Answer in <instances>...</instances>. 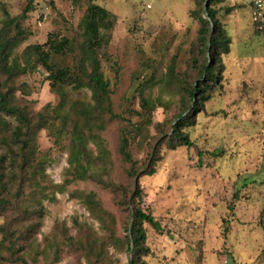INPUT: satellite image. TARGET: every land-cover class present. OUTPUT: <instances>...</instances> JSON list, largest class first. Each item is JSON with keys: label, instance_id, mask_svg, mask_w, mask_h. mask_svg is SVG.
I'll return each instance as SVG.
<instances>
[{"label": "rangeland", "instance_id": "374dc122", "mask_svg": "<svg viewBox=\"0 0 264 264\" xmlns=\"http://www.w3.org/2000/svg\"><path fill=\"white\" fill-rule=\"evenodd\" d=\"M27 2L0 0V29L4 11L20 16ZM94 2L114 16L97 49L108 97L94 93L80 66L85 0H35L20 20L28 37L17 48L21 54L49 35L71 38V50L53 62L73 69L84 86L56 90L39 63L10 79L0 69L3 89L16 90L13 101L32 119L38 150L22 166L12 142L19 122L0 114V196L7 200L0 207V264H131L124 201L136 178L120 151L123 138L140 173L155 167L141 174L135 200L161 223L160 230L145 224V264H264V32L255 28L248 0L212 4L232 39L223 72L215 67L217 80L201 73L210 60L199 41L203 0ZM197 83L211 98L185 128L194 145L172 149V125ZM77 129L87 139L90 163H83L93 176L86 179L71 172Z\"/></svg>", "mask_w": 264, "mask_h": 264}, {"label": "trees", "instance_id": "16d2710c", "mask_svg": "<svg viewBox=\"0 0 264 264\" xmlns=\"http://www.w3.org/2000/svg\"><path fill=\"white\" fill-rule=\"evenodd\" d=\"M85 1H88L89 4L80 22V27L84 34V42L79 59L80 66L94 93L108 97L109 81L104 77L101 70V61L97 49L101 48L106 42L104 31L113 27L114 16L105 7L95 3L94 0ZM222 1L203 0L205 2L206 17H200L199 41L205 46V50L210 56V60L205 63L201 71L202 77L206 80H217L215 67L218 66L219 72L222 73L224 69L222 55L230 52L232 39L223 22L217 17L218 11L212 7V4ZM34 4L35 0H28L20 16H11L7 10L4 11L6 18L0 29V69L10 79L18 74L27 73L30 69L31 71L34 70L36 64L39 63L49 72L48 78L51 80L50 84L56 90H60L63 87V83L71 84L75 89L81 88L86 82H83L73 69L70 67H59L53 62L54 56L64 55L71 50V38L49 35L45 43L28 45L21 54L17 51L18 46L28 37L20 20L26 18L28 13L34 10ZM231 9L227 8L228 13H230ZM201 86V84L197 83L195 87L189 89L188 94L191 104L178 115V120L172 125L171 141H169L170 148L172 149H175L176 146L191 147L194 145L185 128L195 124V116L204 110L205 102L211 98V95L204 93ZM7 87L8 89L4 90L3 83L0 81V114L12 116L19 122L12 131V142L19 148L20 164L22 166L30 165L33 163L38 151L33 142L34 136L29 133L32 119L25 109L13 101V98L16 96V90L11 88L10 85H7ZM65 98V96L62 97L60 111L64 106ZM145 103L148 104L149 101L146 100ZM189 110L191 111L187 113ZM108 111L112 114L110 107ZM62 116L65 117L66 114H62ZM76 133L79 141L76 147H82V151L78 148L73 151L72 156L74 159H71V162H76L77 164L76 169H71V172L77 175L76 178L78 179H86L89 176H93L92 173L89 174L90 166H86L83 163L87 159L89 162V153L85 148L87 139L84 134L85 131L77 129ZM158 146L159 144L156 148ZM120 151L125 161L131 164L130 175L136 178L131 198L124 201V204L130 208V221L127 230L129 231V242L130 244L132 242V251H134L131 264H145L142 257L148 255L150 252L149 247L146 245L147 234L145 224L148 223L156 230H160L161 223L154 215L136 205L135 200L139 199L141 201L143 192L139 183L141 174L152 175L155 172V167L150 169L149 166L143 173H140L136 169L127 138H123ZM198 154L201 157L202 153L199 152ZM101 155L106 159L104 150H101ZM214 155L219 154L216 152ZM4 157L5 155H0V191L6 186L4 183L5 173L1 171L5 161ZM158 160L152 154L150 163H154L155 165ZM108 186L115 188V185L112 184ZM90 195L94 196V193H90ZM6 202L7 200L0 196V207L6 204ZM129 249H132V247H129Z\"/></svg>", "mask_w": 264, "mask_h": 264}, {"label": "built area", "instance_id": "2783aa9c", "mask_svg": "<svg viewBox=\"0 0 264 264\" xmlns=\"http://www.w3.org/2000/svg\"><path fill=\"white\" fill-rule=\"evenodd\" d=\"M252 19L255 28L264 32V0H251ZM227 264L228 260L224 259Z\"/></svg>", "mask_w": 264, "mask_h": 264}, {"label": "crops", "instance_id": "0c3cea01", "mask_svg": "<svg viewBox=\"0 0 264 264\" xmlns=\"http://www.w3.org/2000/svg\"><path fill=\"white\" fill-rule=\"evenodd\" d=\"M245 3V2H244ZM246 4V3H245ZM249 6H250V9L249 11L251 12L250 14L252 15V9H251V0H248V3H247ZM244 14V13H243ZM252 18V17H251ZM246 19V18H244ZM252 20V19H251Z\"/></svg>", "mask_w": 264, "mask_h": 264}, {"label": "water", "instance_id": "95a60500", "mask_svg": "<svg viewBox=\"0 0 264 264\" xmlns=\"http://www.w3.org/2000/svg\"><path fill=\"white\" fill-rule=\"evenodd\" d=\"M207 3V2H206ZM206 11H207V9H206ZM212 27H213V25H212ZM133 250V247H132V249H131V251Z\"/></svg>", "mask_w": 264, "mask_h": 264}]
</instances>
